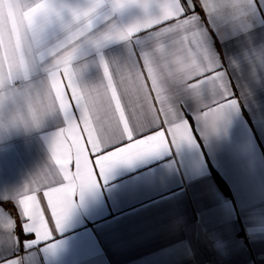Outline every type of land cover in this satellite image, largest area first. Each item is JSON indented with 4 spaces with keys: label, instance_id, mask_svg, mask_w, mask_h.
I'll use <instances>...</instances> for the list:
<instances>
[{
    "label": "crops",
    "instance_id": "0c3cea01",
    "mask_svg": "<svg viewBox=\"0 0 264 264\" xmlns=\"http://www.w3.org/2000/svg\"><path fill=\"white\" fill-rule=\"evenodd\" d=\"M50 2L83 10L92 0ZM197 11L202 47L210 61L228 73L239 106L229 110L214 131L193 120L192 143L181 142L111 168L96 187L77 193L59 230L55 231L41 188L36 195L53 232L51 240L26 247L23 241L34 240L31 233L25 235L17 224V244L0 225V258L17 255L20 264H264V0H244L239 13L223 8ZM154 12L155 8L146 12L136 6L113 11L111 0H104L73 61L77 82L98 86L104 83L101 58L111 64L129 57L126 42L108 41L97 49L92 40ZM69 23L66 13L39 34L37 56L27 81L17 82L18 88L43 85L51 60L48 53L63 41ZM140 70L151 103L159 109L142 61ZM9 111L6 107L0 115V216H7L4 209L15 215L14 202L41 171L53 166L51 141L64 126L63 115L54 111L39 126L24 128L9 119ZM132 111H125L130 121ZM197 111L195 102H185L190 119ZM135 116L145 122L139 108ZM159 119L160 127L153 126L152 131H166L163 116ZM82 129L81 124L82 141L93 160ZM105 131L111 133L107 126ZM68 168L75 172L74 157ZM212 171L227 192L220 189Z\"/></svg>",
    "mask_w": 264,
    "mask_h": 264
},
{
    "label": "snow or ice",
    "instance_id": "6c2138e0",
    "mask_svg": "<svg viewBox=\"0 0 264 264\" xmlns=\"http://www.w3.org/2000/svg\"><path fill=\"white\" fill-rule=\"evenodd\" d=\"M103 3L104 0H92L89 7L77 10L41 0L39 11L26 27L22 19L27 12L24 0H0V94L34 89L18 88L17 82L28 79L30 66L37 56L39 34L49 24L62 20L66 13L71 16V23L65 26L67 35L49 51L51 60L44 69L46 94L54 111L64 119V126L51 141L53 166L41 171L14 202L15 215L4 209L10 220L5 228L17 244L20 243L15 233L17 224L25 235L31 233L34 237L33 241H23L26 247L52 238L53 232L36 195L41 188L45 189L43 195L47 198L55 231L59 230L74 206L77 193L82 195L96 187L111 168L143 155L170 150L181 142L192 143L196 138L193 120L214 131L225 114L239 106L228 73L222 65H214L202 47L196 18L200 16L197 8L208 13L220 8L239 13L244 0H215L214 3L211 0H111L113 11L136 6L146 12L155 8V12L139 23L122 30L113 28L91 41L97 49L108 41L126 42L130 51L123 63L109 64L101 58L104 83L86 87L77 82L73 61L92 26V18ZM41 18L48 22L43 29L39 28ZM141 61L159 109L151 103L140 70ZM187 100L198 105L191 119L185 112ZM128 108L133 110L131 121L125 115ZM135 108L145 113L144 123L136 120ZM4 109L0 104V115ZM160 115L167 129L152 131L153 126L160 127ZM81 124L94 162L89 159L82 141ZM106 126L111 129L110 134H106ZM73 157L75 172L68 168ZM0 264H20V257H2Z\"/></svg>",
    "mask_w": 264,
    "mask_h": 264
},
{
    "label": "clouds",
    "instance_id": "9594fccd",
    "mask_svg": "<svg viewBox=\"0 0 264 264\" xmlns=\"http://www.w3.org/2000/svg\"><path fill=\"white\" fill-rule=\"evenodd\" d=\"M41 0H24V6L27 9L22 17L25 26L31 24L32 17L39 11ZM47 20L41 18L39 28L47 26ZM76 22H73L75 24ZM0 104L11 108L10 119L21 127H37L43 120L54 112V109L46 94V87L42 85L39 89H22L11 94H0ZM0 225L8 227L10 220L8 216H0Z\"/></svg>",
    "mask_w": 264,
    "mask_h": 264
},
{
    "label": "trees",
    "instance_id": "16d2710c",
    "mask_svg": "<svg viewBox=\"0 0 264 264\" xmlns=\"http://www.w3.org/2000/svg\"><path fill=\"white\" fill-rule=\"evenodd\" d=\"M212 174H213L218 186L220 187V189H222L224 192H227L225 184H224V182H222V179L218 176V174H216V172H214V171H212Z\"/></svg>",
    "mask_w": 264,
    "mask_h": 264
}]
</instances>
